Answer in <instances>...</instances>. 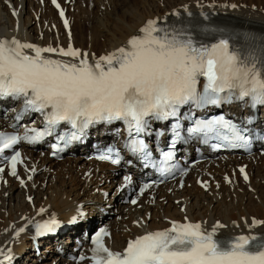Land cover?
<instances>
[{"label":"snow or ice","instance_id":"1","mask_svg":"<svg viewBox=\"0 0 264 264\" xmlns=\"http://www.w3.org/2000/svg\"><path fill=\"white\" fill-rule=\"evenodd\" d=\"M52 2L59 8L56 0ZM60 15L64 17L63 10ZM64 23L68 27L67 20ZM201 32L205 38H197L186 27H162L158 20H148L124 46L91 61L87 53L71 46L66 50L42 48L15 38L0 39V98L23 99V112L17 119L24 112L40 113L45 119L43 130L26 128L23 136L0 132V158L22 141L35 143L51 135L62 123L72 131L59 139L69 144L94 124L121 121L129 137L126 147L141 156L145 166L157 167L142 138L151 120L173 121L170 143L175 147L181 138V119L185 117H181L180 109L184 106L203 110L237 101L253 108L264 106V40L257 45L254 37H237L222 28H203ZM45 54L70 59H53ZM189 124V136L205 143L215 141V148H247L250 143L246 129L223 116L193 118ZM55 150L61 149L57 146ZM113 151L109 148L97 159L118 163ZM161 157L159 173L167 176L172 173L173 152L162 151ZM6 162L11 175L16 176L17 165L22 162L20 152L13 151ZM240 172L247 181L245 170L241 168ZM125 180L130 182L131 178ZM150 187L145 184L140 194ZM39 211L43 214L45 209ZM261 224L264 221L253 219L249 233ZM58 226L54 217L34 225L37 235L51 233ZM225 227L217 221L208 230L185 218L183 223L170 222L166 229L128 241L123 252L106 246L109 233L101 228L91 237L90 260L92 264H264V236L240 234L218 239V230ZM24 231L21 228L17 236ZM0 256V264H10V253L0 250Z\"/></svg>","mask_w":264,"mask_h":264},{"label":"bare ground","instance_id":"2","mask_svg":"<svg viewBox=\"0 0 264 264\" xmlns=\"http://www.w3.org/2000/svg\"><path fill=\"white\" fill-rule=\"evenodd\" d=\"M59 1L70 18L69 30L48 0H0V39L15 38L42 48L66 50L71 46L87 53L91 61L124 46L148 20L168 22L178 17L175 13L216 17L239 28L264 27V9L255 10L253 1L249 5L243 0ZM23 151L29 159L26 170L21 168L16 176L7 171L0 173V250L14 253L10 264H31V258L32 262L43 260L36 255L33 236L28 231L41 217H54L64 227L54 239L40 243V249L48 252L45 264H72L63 258L75 249L69 240L99 222L110 233L109 245L120 252L128 241L166 229L170 222L183 223L185 218L208 230L217 221L223 223L227 227L219 229L218 236L264 232V224L248 231L253 219L264 221V157L259 153L250 158L230 157L210 168L197 165L183 188L168 183L146 194L137 206L126 207L116 206L119 192L115 186L119 180L108 174L106 165L91 166L81 156L57 162L48 154L35 155L25 148ZM239 168L247 171V181ZM108 204H113V209L108 210ZM41 208L45 209L42 216ZM80 209L82 213L78 215ZM21 228L25 231L17 236ZM56 247L62 251L57 253Z\"/></svg>","mask_w":264,"mask_h":264},{"label":"rangeland","instance_id":"3","mask_svg":"<svg viewBox=\"0 0 264 264\" xmlns=\"http://www.w3.org/2000/svg\"><path fill=\"white\" fill-rule=\"evenodd\" d=\"M158 1H160V0H158ZM167 1H172V0H165V1L163 0L162 2H163V3H166ZM175 1H177V0H175ZM243 1L246 3V5H249L248 2L253 1L254 3H252V4H253L252 7H253L255 10L259 9V10L262 11V10L264 9V0H243ZM258 5H259V6H258ZM258 7H259V8H258ZM73 158H74V157H70V156H69V157H67L65 160L73 159ZM63 161H64V160H63ZM67 178H68V177H67ZM189 187H190V186H189ZM241 193H242V192H241ZM44 248H45V247H44ZM42 250H43V251H46L47 249L44 250V249L42 248L41 251H42ZM42 256L44 257V259H43L42 262L32 263V264H45V262H46L45 259H46V256H47V255H46V253H43ZM31 260H33V258H31L30 261H31ZM48 260H50V259H48ZM31 262H32V261H31Z\"/></svg>","mask_w":264,"mask_h":264}]
</instances>
